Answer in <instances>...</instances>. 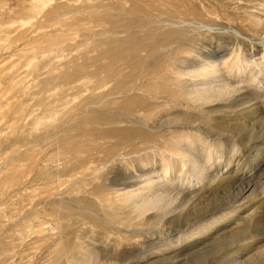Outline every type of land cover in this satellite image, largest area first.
<instances>
[{"label": "bare ground", "instance_id": "bare-ground-1", "mask_svg": "<svg viewBox=\"0 0 264 264\" xmlns=\"http://www.w3.org/2000/svg\"><path fill=\"white\" fill-rule=\"evenodd\" d=\"M31 1L32 3L27 8V11L30 15L35 17L45 6L42 0ZM161 1L167 6L165 5L166 7L164 6V9L160 8L156 14L153 13L152 6L146 3L143 5L135 4L128 10L125 9L124 5L119 6L120 4H118L120 9H116L118 11L115 13L119 12L122 15L121 20H112L111 18L112 12L115 11L111 6L114 4L111 6L95 4L90 6L91 9L78 7L70 12L73 14L75 20L72 22L73 24L71 23L70 25H77L81 28L82 19L94 22L93 27H83L85 32L82 33L84 34L82 36L84 37L83 45L86 46L85 48H87V51L91 52L92 55L90 56L89 54L88 56L86 51H83L82 55H80L81 58L84 57L88 60V64L86 65H77L75 61L76 58L59 63L56 66L57 73L55 75L53 74L54 76L51 77L49 82L41 81V83H39V93L42 95L39 94L40 96H38L37 104L40 105V111L43 113L41 114L45 115L44 120L47 121L42 123V120L39 118H34V121H32L30 131L33 132L34 128L36 129L42 126L43 132L40 135L36 136L37 133L40 132L36 129L35 131H37V133L35 132L36 134H34L33 138L31 133L17 137L23 139L25 144H30L24 149L25 152H30L29 159L32 160L30 161L31 163H29V167L27 166L28 170H24L25 172L22 170L24 172L23 174H20L22 172H18L19 175H17V177H15L16 175L11 177L9 181V183L17 184L16 186L21 189H32L37 185H41V189H49L48 194L43 199L33 203L30 207H38V205H40L39 207L53 208H49L48 213L46 212V208H43V210L32 208L31 211L37 215H41L40 212L43 214L46 213L47 215L51 210L53 212L56 211L54 215L56 220L55 222L54 220L52 221L54 224H57V230L54 231L51 227L52 225L47 227L49 223H46V221L43 222L46 223V225L44 224L43 226L41 222L37 225L35 231L32 229V232L35 233L34 236L37 234L42 237L41 239L46 241L47 245L45 247L48 253L46 252V255H39V257L36 256V260L30 259L31 261L27 264H110L106 261L109 257L107 258L105 254L110 249H105L102 244H99L102 240L96 243L94 239H86L88 241L84 239L86 242L81 243L77 241V238L74 240L73 235L72 240L66 236V224L63 226V221L66 219L67 215L59 212L58 207H63V202L65 201L69 203L72 201L77 202L78 198H76V195L79 196L81 193L98 197L99 201L95 203L98 202L102 206L107 204L106 206L108 207H114L116 212L119 210L123 212L122 214L126 213L128 216L127 222L138 220L140 223L142 222V228H144V223H147L146 227L147 225H153L154 227L156 223L160 225L159 223H161L162 220L165 221L169 213L175 212V215L177 214V210L181 212L180 210L187 208L188 204V207L190 206L189 209H192L191 205L193 204L190 205V203L195 201L191 198L192 196L188 197L186 195L189 194V192H206L210 190L208 189L212 186L210 184L214 185V183L217 185L222 183L223 186V182H227L226 184L242 182V180L235 181L232 180V178H226V175L225 177L221 176L223 173L227 172V166L233 161L232 158L237 153L234 151L228 158H225L224 165L227 168L222 171L223 173L221 175H219V173L217 175L209 172L210 166L216 164L214 160L217 159V156H212L213 148L222 149L221 140L214 139L212 141L209 139V136L205 134V131L203 132L197 126H193V124L197 121L200 125H205L207 128L206 125L211 122V113L215 111L218 113L217 111H221L224 106L227 107V104L224 105L223 103H219L218 100L229 95H233L234 97L236 92L241 91L245 93L243 92L247 87L245 84L250 86L252 92L259 94L261 98L263 97L264 99V41H260L262 45V47L260 46L262 48L261 50L252 48L251 53L243 52L240 47L232 50L229 49L226 52H220L221 54H217L216 51V53H211L212 51L210 52L209 49L208 51L202 52L189 49L184 43L192 40L194 36L193 33H196L198 28H209L213 18L203 21L200 17V13L194 7L191 8L189 4L187 5V1L189 0ZM191 14L193 16L189 18L188 16ZM46 19H48L51 24L58 23L59 27H57V29L56 27L53 28L55 29V33L56 31L60 33L63 32V27L67 26L66 22H62L65 20L60 18V13H58V11L49 10L45 15L44 24H46ZM253 25L257 27L264 25V23L261 21L253 23ZM30 32L34 33L36 30L33 29ZM60 33L56 34L59 35ZM35 35H39L38 38L36 37V39L33 40L34 43H37L38 48L49 49L55 45L54 37L52 38L54 40H51L49 37L50 33L41 31V33L32 35V37L34 38ZM30 39L31 38H29V40ZM79 39H81V37ZM61 40L62 39H60V41ZM183 44L186 48L182 47ZM187 45L190 46V44ZM198 47L199 46H197V48ZM73 48L75 49V46ZM79 54L77 56H79ZM255 55L258 56L254 57ZM231 79H233L232 82ZM241 82L244 86L240 84ZM50 84L51 88L48 87ZM246 91L247 93L249 92L248 90ZM238 94L236 93V95ZM242 96L243 94L240 95V97ZM247 96L250 95H246V97ZM253 96L255 97L257 95ZM68 97H77L80 99V103L76 106L68 107L69 110L66 111V114L68 115L67 120L69 121V125L67 124L68 126L66 125V127L57 129L54 123L55 117H53L55 113L53 103L63 102ZM250 97L252 98V96ZM250 97L247 98L250 100ZM254 97L253 100L256 101ZM237 98H235L234 101H227L229 104L232 101V103H234ZM241 99L237 100L241 102L240 104L243 102V99ZM261 100L260 102H262ZM253 102H251L252 106ZM251 103L248 105H251ZM255 103L257 104V101ZM240 104L237 105L238 110L234 108V111L231 112L234 113L235 119L248 117L249 110L246 109L245 111L244 109L247 105L242 107L243 109H239ZM243 105L244 104L241 106ZM231 106L229 107L228 105V108H231ZM221 107L222 109H220ZM262 107H264V105ZM164 110L170 111L168 115H165L166 117L162 115L165 118H163L161 114H158L163 119L161 118L153 123L150 122L151 118L154 117L156 113H160ZM226 113H228V109ZM254 113L256 115V112ZM250 115L252 114L250 113ZM156 118H159V116H156ZM211 125L209 124L208 126ZM39 129L41 130V128ZM206 130L208 131V129ZM258 132L259 131H257V133ZM59 133L61 134L59 135ZM215 135L217 136V133ZM29 137L31 139H28ZM36 140L43 141L42 144H46L47 147L53 146V148H56V152L52 155L50 154L51 156L49 158L47 157L48 160H46V163L41 161L44 157L42 158L40 155L42 153L43 156H48L42 150L44 145L41 147L42 149L36 151H43L41 153H35L34 149L32 150V148L36 146L34 143ZM70 140L74 142L69 143ZM223 145H225V143ZM259 145L260 142L259 144L254 142L252 146L257 148ZM37 146L35 150H37ZM250 146L249 148L251 149L252 147ZM123 147H129L130 155L126 152L128 159L125 160L126 158L124 157V159L122 157L121 160H124L121 162L122 164L120 163V165L115 166V168L118 167V171L123 172L122 174H115V170L117 171V169L114 167L109 169L102 168L95 172V169L93 171V168L86 164L88 159L93 157L99 150L111 153L115 152V154L119 156L118 151ZM247 149L248 147L246 150ZM259 149L258 153H256L257 150L254 151L257 155V159H255L256 155H254L253 161L255 164H253V166L259 165L262 169L264 156H260L261 152L259 153V151L264 150V148ZM121 153L122 151L120 154ZM16 154L19 153L16 152ZM26 154H28V152H26ZM35 155L39 157V160H36L37 157ZM221 156L223 155H219V158ZM100 159H96L97 162ZM118 159H120V157ZM59 160L61 163H59ZM258 161L260 163H258ZM53 162L55 166L58 165L55 164V162L62 164V168H65L63 173L67 172V170L73 172L68 176L62 175V177L69 178L64 181L65 187L64 190L61 189L62 191L55 190V187L52 185L55 178H60L59 176L56 177V175H53L51 170ZM91 162L92 161H90V163ZM236 166L238 168V165ZM256 172L255 170L252 173L250 172L249 175H247L248 178L243 179L245 181L242 182V195L249 190L250 194H254L264 183L260 181L264 177ZM244 176L246 177V175ZM217 185L214 186L215 189ZM175 190H184L183 194L184 192L187 193H185L184 196L181 195L182 198H178L180 193ZM64 195H68V197L69 195L71 196L69 200H66V196ZM195 200L198 203L201 198ZM177 203L185 207H175ZM54 205H56V207H54ZM65 209H67V206ZM189 209H186V211H189ZM184 210L182 211L183 213L185 212ZM236 210L237 209L233 210L234 214L237 212ZM86 212L90 217H93L91 221L87 220V222H90L96 229L104 231L103 234L109 232V226H117L114 221L110 220L111 215L109 219H99L100 217H98L95 212ZM182 212L181 214H183ZM83 213L84 212H82V214ZM229 213L231 214L232 212ZM230 214L228 216L223 214V216L219 215V218H212L210 222L201 224V226L199 225V231L205 232L212 229L216 224L221 223L222 220L229 219L232 216V214ZM172 219L174 220V218ZM167 220L169 219L167 218ZM170 220L169 222H171ZM52 221L49 220L51 223ZM27 222H30V220L24 221L23 224H28ZM167 222L168 221H166V223ZM166 223L163 222V225H166ZM131 225H134V223ZM153 227L150 226L143 230L144 239L141 237L143 239L142 241L137 240L139 236L137 238L135 237L136 239L134 241L140 242L142 247L143 245L147 246L145 243L149 242L148 240L156 239L152 242L157 248H148L149 250L147 252L145 250L144 258L142 256L141 261H149L150 259L148 258L151 256H164L168 246L170 247L172 244L174 246L176 242H184L182 241V235L179 237L176 236L177 239H171L172 237L169 235L175 233V231L171 230L172 228L164 232L163 227H161L162 229L158 227V233L154 234L152 230H156L157 228ZM133 228H131V230H133ZM135 229H137V227H135ZM74 230L72 229V231ZM242 230L241 233H246L244 229ZM27 231L29 232L31 229ZM28 232L26 233L22 227H19L17 230V233H19V236H17V244L14 245L13 243L12 245L9 241V243H5L1 252L3 259L0 260V262L2 261L0 264H26L22 262L23 260H18L19 263H16L15 260L16 255H18L17 250L24 246L26 236L29 234ZM15 233L16 232H14V234ZM86 234L87 233H85L84 237H86ZM190 234L189 236L191 237L193 234ZM117 236L120 240H132L128 233L122 234L119 232ZM162 237L163 239L168 238V240L160 242ZM79 239L81 240V238ZM1 242L0 245L3 246L4 243L1 244ZM247 244L243 243V247L239 250L240 253L246 250ZM113 246L115 248L118 245L114 244ZM175 247H173V249ZM144 249H146V247ZM20 251L21 250L18 252ZM128 252L131 253V251ZM262 252L264 251L260 250V253ZM111 253L114 256L113 251ZM123 254L127 255L126 253ZM127 258H129V256H127ZM168 258L170 257H165L162 260L164 261ZM235 259L236 258H234L233 261L231 260L233 264L235 263ZM251 260L252 259L249 258L246 264H253ZM137 261V264H141L140 259ZM156 261H159V259ZM150 262L152 261L143 264H151ZM173 263L171 262V264ZM120 264L122 263L120 262Z\"/></svg>", "mask_w": 264, "mask_h": 264}, {"label": "rangeland", "instance_id": "rangeland-1", "mask_svg": "<svg viewBox=\"0 0 264 264\" xmlns=\"http://www.w3.org/2000/svg\"><path fill=\"white\" fill-rule=\"evenodd\" d=\"M42 1L44 2L45 7H43L41 12L34 17L33 15H30V13H28L27 11V8L32 3L31 0H0V242L4 241L1 242V244L4 243L3 246L0 245L1 247L0 255L5 243H7L8 241L12 245L13 243L14 245L17 244L18 241L17 236H19L17 230L19 229V227H22V229H24L26 233L28 232L27 230L31 229V231L28 232L29 234H27L28 236H26V242L24 243V246L17 250L18 255H16V260H15L16 263H19L20 260L21 261L23 260L22 262L26 264L29 263V261L31 260H36V258L39 257V255L42 254L46 255V252L48 253V250H46L45 247L47 245L46 241H44V239H41L42 237L37 234L36 236H34L35 233L32 232V229L33 231H35L37 225L41 222L43 223L46 221V223L49 224L51 223L49 222V220L50 221L54 220L55 222L56 219L54 218L55 217L54 215L56 214V211H54L55 212L54 213L51 210V212L47 215L46 213H44L45 214L44 215L42 212H40L41 215L39 214L37 215L36 213H32L31 211L32 208L42 209V210L43 208H46L47 209L46 212L48 213L49 208H53V207H39L40 205H38V207H30L33 205V203H36L41 199H43L48 194L49 189L47 188L41 189V185L34 186L32 189L31 188L21 189L18 186H16L17 184L9 183V181L11 177L15 175H16L15 177H17V175H19L18 172H22L20 174H23L26 170H28V167L30 165L29 163H31L30 161L32 160L29 159L30 152L26 151L28 152V154H26L24 149L30 144L28 143L25 144L23 139L17 137L31 133V136L33 138L34 134H36L38 130L40 132L37 133L36 136L40 135L43 132L42 126H39L41 130L37 127L36 128L37 131H35L36 130L35 128L33 129V132L30 131L32 121H34V118L41 119L42 123H44V121H47L44 120L45 115H42L43 113L40 111L41 109L40 105L37 104L38 96L42 95L41 93H39L40 92L39 83H41V81L49 82L51 77L57 73L56 66L59 63L67 62L70 59L76 58L75 61L77 65H86L88 64V60H86L84 57L81 58L80 55H82L83 51L84 52L86 51L88 53L87 54L88 56L89 54L90 56L92 55L91 52L87 51V48H85L86 46L83 45L84 37L82 36L84 34L82 33L85 32L83 30V27L85 26L93 27L94 22L87 19H82L83 22L81 24L82 25L81 28L77 25H70L72 22L75 21L73 14L70 12L78 7L91 9L90 6H93L95 4L98 5L102 4L107 6L109 5L111 6L114 4L113 5L114 7L111 6L115 10V11L113 10L114 12H112L111 18L112 20L114 19L121 20L122 15L119 12L115 13L116 11H118L116 9H120L119 6L121 5H124L125 9L128 10L135 4L143 5L146 3L152 6L153 13L155 14L158 12L160 8L164 9L167 6L166 4H163L161 0H124V1L123 0H42ZM118 4L120 5L118 6ZM188 4L191 8L194 7L200 13V17L203 21L210 20L212 18L214 20L213 19L211 20V25L209 28H203V27L202 29L198 28L196 33L195 32L193 33L194 36L192 40L189 41L191 43L189 42L184 43L186 47L188 46L187 48L197 50L199 52L208 51L209 49L210 52L212 51L211 53L217 52V54L226 52L229 49L230 50L237 49L238 47H240L243 50V52L246 53H251L252 48L254 49L256 48L258 50L262 49L261 48L262 45L260 44L261 43L260 41L262 40L264 41V25L254 27L253 23L261 22V21L264 23V0H189L187 1V5ZM153 8H157V9H153ZM49 10L58 11V13H60V18L62 20H65L62 22L64 23L66 22L67 24V26L63 27V32L60 33L56 31V33H60L59 35H57L54 31L55 29H53L54 27H56V29L57 27H59L58 23L51 24V22L48 19L45 20L46 24L43 23L45 19V15ZM192 16L193 15L191 14L188 17L191 18ZM33 29H35L36 32L31 33L30 31ZM37 31L38 33H41V31L42 32L46 31V33H50L49 37L51 40L55 39V45L49 49L38 48L37 43H34L33 40L36 39V37L38 38L39 35L38 36L35 35L34 38L32 37V35L38 34ZM53 37L54 39H52ZM80 37L81 39H79ZM29 38L31 39L29 40ZM58 38L62 40L60 41V39ZM184 44L182 45V47H184ZM187 44H190V46ZM74 46L75 49L73 48ZM197 46L199 47L197 48ZM78 54L79 56H77ZM257 56L258 55H255L254 57ZM232 81L233 79H231V82ZM240 84L244 86L242 82ZM245 85L247 86V87L245 86L246 87L245 89L249 91L248 93L244 89L243 92L245 93H242L241 91L236 92L237 94L238 93L240 94L236 95L235 93L236 96L234 95V97L233 95L232 96L229 95L230 97L226 96L225 97L226 99L221 98L218 100L219 103H223L224 105L227 104V107L224 106V108L222 109L223 107L222 106L220 109H222L223 111L219 110L220 112L217 111L218 113H216V111L211 113L210 116L211 122L209 123L210 125L212 124L211 126H208L209 125L208 124L206 125L207 126L206 128L205 125L202 126L197 121L194 122V124L196 123L195 125L193 124V126H197L203 132L205 131L206 132L205 134H207L209 136V139H211L212 141L214 139H219V141L221 140L220 142L222 144L221 146L222 149L213 148L212 156L214 157L217 156V159L215 158L216 160H214V163L216 164L210 166L209 172L217 175L219 173V175H221L223 173L222 171H224V169L228 167L227 172L223 173L224 175L222 174L221 176L225 177L226 175V178L229 177L235 181L242 180V182H244L245 180L243 179L248 178L247 175H249L250 172L251 173L254 172V170L255 172L258 171L256 173L264 177V163L262 169L261 167H259V165L256 166L254 165L255 167L253 166V164H255L253 161L254 159L253 156L256 155V153H258L259 148L260 149L264 148L263 147L264 146V107H262L264 105L263 102L264 99L263 97L261 98L259 94H255L254 92H252L248 84ZM48 87L51 88V84L48 85ZM241 94H243L242 97H240ZM246 95H250L252 96V98L250 96H247L250 97L249 100V98H247ZM253 95H257V96L254 97ZM238 96L240 97V99L241 98L243 99V100L241 99L243 101L242 104H244L243 106H241L242 105L240 104L241 102L237 101L240 100ZM253 97L256 98L257 104L255 103L256 101L253 100ZM235 98H237V100H235L236 102L232 103ZM246 99H248L251 102L255 101L253 102V106L252 103ZM259 99L260 100L262 99L261 100L262 102H260ZM227 100L228 101L233 100V101L229 104ZM79 103H80V99L77 97L76 98L68 97L63 102L53 103L55 108V113L53 117H55L54 123L56 124L57 129L66 127V125L68 124L69 122L67 120L68 115L66 114V111L69 110L68 107L76 106ZM235 103L240 104L239 105L240 108L238 106L239 109H243L242 107L246 105L248 106V107L247 106L244 107L245 111L246 109L249 110V111L247 110L249 112L248 117L235 119L234 113H231L232 111H234V108L237 109L238 104L236 105ZM249 103H251V105H248ZM228 105L229 107L232 105L231 108H228ZM226 108L228 109V113H226L227 112ZM251 110L256 112V115ZM169 113H170L169 110H164L161 111L160 113H156V115L151 118L150 122L153 123L155 121H158L163 116H165L166 114L168 115ZM250 113L252 115H250ZM158 114H161V116L162 115L163 116L161 117ZM156 116H159V118H156ZM206 129H208V131ZM257 131L259 132L257 133ZM216 133L217 136L215 135ZM60 134L61 133H59V135ZM253 137L255 140L253 139ZM28 139L31 138L29 137ZM70 142L73 143L74 141L70 140L69 143ZM254 142L258 144L260 142L259 147L257 148L253 147L252 145H254ZM34 143L36 146L38 144L37 150H35L36 146L32 148V150L34 149L35 153H41L44 151V153L48 155L45 157V155L43 156L42 153L40 154L41 157L42 158L44 157L45 159V160L41 159V161H43L44 163H46L47 162L46 160H48V158L56 152V148H53V146L47 147L46 144L45 145L42 144L43 141L36 140ZM224 143L225 145H223ZM249 146L252 148L250 149ZM247 147L248 149L246 150ZM40 149H42L43 151L36 152ZM121 151L122 153L120 154ZM233 151L237 152L235 154L236 157L234 156L235 158L234 157L232 158L233 161L230 163V165L226 167L224 165L225 164L224 160L225 158H228L233 153ZM254 151H256V153ZM16 152H18L19 154H16ZM126 152L130 155L129 147L120 148L118 151L119 156H117L118 154H115V152L111 153V152H106L104 150H99L93 157L88 159L86 164L92 167L93 171L95 169V172L102 168H107V169L111 167L115 168V166L120 165V163L124 161L123 159L121 160L122 157L123 158L125 157L126 158V159L124 158L125 160L128 159ZM260 152H261L260 156L262 155L264 156L263 153L264 150L259 151V153ZM40 155L38 154L39 157ZM219 155H223L221 157L224 159H222L221 157L220 159ZM35 156L37 157V155ZM39 157H37L36 160H39L38 159ZM117 157L118 158L120 157V159H118ZM96 159L97 160L100 159L99 161L101 163L99 161L97 162ZM255 159H257V155ZM90 161L92 162L90 163ZM59 163H61L60 160ZM59 163L55 162V164H58L59 166L58 165L55 166L54 162L51 165V170L53 172V175H56V177L57 176L60 177L59 179H57L58 177L55 178L53 176L55 178V181L52 183V185L53 187H55L54 188L55 190H61V189L64 190L65 187L64 181L69 178L62 177V175L68 176L71 174L72 171L67 170L68 173L67 172L63 173L65 168L63 169L62 164ZM258 163L260 162L258 161ZM235 164L238 165V168ZM115 169H117V171L115 170V174L123 173L122 171H118V167H116ZM22 170L25 171L23 172ZM242 172L245 174H243ZM244 175H246V177ZM260 181L264 182V178ZM242 182L241 183L229 182L230 184H226L227 182L226 183L223 182L224 183L223 186L221 182H220L221 184L219 185L214 183V185L210 184L212 185L210 187L213 189L208 188L210 190L206 192L205 191L204 192L200 191L201 193L189 192L190 195L189 194L186 195L188 197L192 196L191 198L196 203L197 201L195 199L201 198V200H199L200 202H198L199 204L198 203L196 204L195 202H191L190 205L193 204L191 205L192 209H189L190 206L188 207L189 205L188 204L187 208H184L185 210L183 209L185 211L184 213L182 212L183 210H180L183 214H181V212H179L178 210L176 211L177 214L175 215H174L175 212L169 213L170 214V215L168 214L169 217L167 215V217L165 218L166 220L165 221L162 220L161 223H159L160 225H158V223H156V226L154 225V227L153 225H149V226L147 225V227L151 226L153 228H157L156 230H152L154 234L158 233V227L160 229H162L161 227H163L164 232H167L170 230V228H172L171 230L175 231V233L169 235L170 237H172L171 239L172 240L174 238L177 239L176 236L179 237L182 235V239H183L182 241H184L183 243L176 242V244L174 243V246L173 244L170 245V247L168 246L166 252L164 253V256H151L148 259H150L149 261H152L153 263L152 262L150 263L171 264V262L172 263L174 262L173 264H233L232 261L234 258H236L234 264H246L248 262L247 260L251 258L253 264H264V252L260 253V250L264 251V183L255 191L254 194H250L249 193L250 190H249L243 193L242 195L241 194V189L243 188ZM215 185H217L216 189L214 187ZM175 191L177 192L179 191L180 193L178 198H182V196H184V194L187 193L184 192L183 194L184 190L183 191L175 190ZM70 196L71 195H69V197ZM67 197L68 195L66 196L65 199L69 200V197L68 198ZM95 197L96 196L89 194L84 195L81 193L79 194V196L76 195V198H78L77 202L72 201L71 203H69L65 201L63 202L64 204L63 207L62 206L58 207L59 212L65 213L67 215L66 219H64L63 221V226H65L64 224H66L65 227L66 236H68V238L72 240V235H73V239L75 240L77 238V241H80L81 243H85L86 241L92 239H94L96 243L99 240H102V242H99V244H102V246L105 249L106 248L110 249L108 250V252L105 253L107 258L108 257L110 258V259L109 258L106 259V261L109 262L110 264H120V262L122 264H135V263L137 264L138 263L137 260L139 259L141 264L149 262L146 260L141 261L142 260L141 258L142 256L144 258L145 250L147 252L149 249L157 248L155 244H153V242L156 239L148 240L149 242L145 243L147 244V246L143 245V247L140 242L134 241L138 236L139 238L137 240L142 241L144 239L143 230L147 228L146 227L147 223L146 224L144 223L145 227L143 226L144 228H142L143 224L142 222L140 223L138 220H135L133 222H127L128 216L126 215V213L122 214L123 212L119 210H117L116 212L114 207H108L106 206L107 204L102 206L98 202H97L98 204L95 203L96 201H99L98 200L99 198L96 197L97 198L96 200ZM65 205L67 206V209H65L66 208ZM176 206L185 207L182 204L180 205V203L179 204L177 203L175 207ZM54 207H56V205H54ZM186 209H189L190 212L188 210L186 211ZM235 209H237L236 210L237 212H235L236 215L233 213L234 212L233 210ZM86 211L95 212L97 216L100 217L99 219L101 218L109 219L111 215L112 219L110 218V220L114 221L117 224V226L116 225L109 226L108 227L109 232L103 234L104 231L100 229H96L93 225H91L90 222H87V220L91 221L93 217H90L89 214H86L87 213ZM82 212H84L83 214L85 215V217L82 214ZM227 212L228 213L232 212L231 213L232 216L229 219L222 220L221 223L216 224L212 229H209L205 232L199 231L201 224H206L207 222H210L212 218L213 219L219 218L220 216L223 215L228 216L230 213L228 214ZM167 218L169 220L174 218V220L172 219L170 220L171 222H169ZM26 220L27 221L30 220V222H27L28 224H23V222ZM166 221L168 222L166 223ZM163 222L166 223V225L164 224L165 226L163 225ZM46 223H43V226L44 224L46 225ZM132 223H134V225H131ZM49 224L47 225V227L52 225L51 227L53 228L54 231L58 229L57 224H54L53 221L50 225ZM135 227H137V229H135ZM164 227L166 230L164 229ZM131 228H133V230H131ZM72 229L73 230L75 229L74 230L75 233L74 231H72ZM242 229H244L246 233L244 232L241 233L243 231ZM14 232H16L15 234L17 235H15ZM119 232L122 234L128 233L131 236L132 240H128V241L120 240V238H118L117 236ZM239 232L241 235L239 234ZM85 233H87L86 237H84ZM190 233H192L193 235ZM197 233L200 235H198ZM189 234L192 235L191 236L192 238L189 236ZM79 238H81V240ZM84 239L85 240L88 239V240L85 241ZM164 240L167 241L168 238L163 239L162 237L160 242ZM151 243L153 246L151 245ZM243 243L244 244L249 243V244H247L246 250L240 253L239 250L240 248L243 247ZM114 244H117L118 246L114 248L113 246ZM144 246L146 247V249H144L145 248ZM173 247L175 248L173 249ZM140 249H144V250H140ZM19 250L21 251L18 252ZM110 251L111 252L113 251L114 256ZM119 251L120 253L123 252L126 253L127 255L123 253H121L120 255ZM128 251H131V253ZM2 256L3 255L0 256V260L3 259ZM127 256H129V258H127ZM168 256L170 257L167 259L168 261L162 260L163 258ZM112 258L115 260H113ZM157 259H159V261H156Z\"/></svg>", "mask_w": 264, "mask_h": 264}]
</instances>
